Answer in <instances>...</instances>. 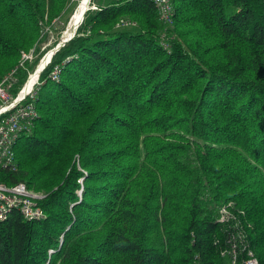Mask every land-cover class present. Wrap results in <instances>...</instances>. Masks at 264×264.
<instances>
[{
	"label": "trees",
	"instance_id": "16d2710c",
	"mask_svg": "<svg viewBox=\"0 0 264 264\" xmlns=\"http://www.w3.org/2000/svg\"><path fill=\"white\" fill-rule=\"evenodd\" d=\"M172 3L170 26L148 0L87 9L39 73V116L0 182L40 192L44 216L0 221V264H224L219 245L238 233L264 264V0ZM70 5L0 0L14 94L21 53Z\"/></svg>",
	"mask_w": 264,
	"mask_h": 264
},
{
	"label": "built area",
	"instance_id": "2783aa9c",
	"mask_svg": "<svg viewBox=\"0 0 264 264\" xmlns=\"http://www.w3.org/2000/svg\"><path fill=\"white\" fill-rule=\"evenodd\" d=\"M157 13L158 20L164 25L170 26L173 23L174 7L172 0H148ZM95 8L94 5L91 9ZM135 23L128 19H120L116 27H126ZM49 56V60H50ZM33 58V49L21 53L19 67L27 70L28 79L30 72L26 68L28 62ZM17 67L10 70L0 80V166L10 170L16 169L14 145L23 133H29L31 127L39 116L35 107V97L38 85V78L31 88L23 91L24 84L14 94L13 86L17 82ZM60 67L54 66L50 73L52 80L58 81ZM41 197L40 192L29 189L25 183L17 182L6 185L0 182V221L10 216L12 211H17L22 217L28 219H39L44 216L41 207L37 204V199ZM230 202L218 208L217 221L227 223L233 219L230 210ZM226 239L225 244H220L216 239L214 244L219 245V256L225 257L224 264H260L253 250L249 247L244 235L238 233ZM190 264H204L199 254H194Z\"/></svg>",
	"mask_w": 264,
	"mask_h": 264
},
{
	"label": "rangeland",
	"instance_id": "374dc122",
	"mask_svg": "<svg viewBox=\"0 0 264 264\" xmlns=\"http://www.w3.org/2000/svg\"><path fill=\"white\" fill-rule=\"evenodd\" d=\"M93 1H94V3L92 2L90 4L94 5L96 8L97 4L98 5H104V4L111 2L112 0H93ZM80 2H81V0H71V5H70L69 10L63 16L59 17V19L57 21H54V25L47 26V29H46L47 30L46 31L47 37H46V39H44L42 41V43L39 44L38 51L36 53H34V51H33V58L31 60V62H28V64H32L34 62V59L36 56L37 57L39 56L40 58H39L38 62L32 67V69H29V72H31L35 69V67L39 64L40 59L43 56H45V54H47V52L50 49L54 48L59 41H61L62 39H64L65 37L68 36V34H66V32L69 33L68 29H69L71 18L73 16V14L75 13L76 9L79 7ZM89 2H90V0H89ZM95 8H92V9H95ZM75 24H76V22L74 23V25ZM74 25H73V27H74ZM131 26H133V25H129L126 27H131ZM55 41H57V42H55Z\"/></svg>",
	"mask_w": 264,
	"mask_h": 264
},
{
	"label": "bare ground",
	"instance_id": "6f19581e",
	"mask_svg": "<svg viewBox=\"0 0 264 264\" xmlns=\"http://www.w3.org/2000/svg\"><path fill=\"white\" fill-rule=\"evenodd\" d=\"M90 5L89 0H81L79 7L76 9L75 13L73 14L71 21H70V25H69V33H71L72 29H73V25L75 22H78L82 12L84 9L87 8V6ZM68 32H66V34H69ZM65 36V35H64ZM50 55V50L47 52V54H45V56H43L40 59L39 64L35 67V69L33 71L30 72V75L28 77V79L26 80L25 84H24V88L23 91H26L28 89L31 88L32 84L35 82L36 78H38V72L39 70L43 67V65L46 63V61L48 60V57Z\"/></svg>",
	"mask_w": 264,
	"mask_h": 264
},
{
	"label": "water",
	"instance_id": "95a60500",
	"mask_svg": "<svg viewBox=\"0 0 264 264\" xmlns=\"http://www.w3.org/2000/svg\"><path fill=\"white\" fill-rule=\"evenodd\" d=\"M91 6H92V5L90 4V5L87 6L86 9L83 10V12H82V14H81V18L79 19L78 22H76V24L74 25V27H73L71 33H69L67 37H65L64 39H62L61 41H59V42L57 43V45H56L54 48L50 49V55H49V56H52V54L55 52L56 49H58L61 45H63L68 39H70V38L73 36V34H74L75 30H76V27H77L78 23H79V22L82 20V18H83V15H84L85 11H86L87 9H90ZM50 58H51V57H50ZM47 62H49V57H48V60L46 61V63L43 65V67L39 70V72H38V76H39V73L43 70V68H44L45 65L47 64Z\"/></svg>",
	"mask_w": 264,
	"mask_h": 264
}]
</instances>
